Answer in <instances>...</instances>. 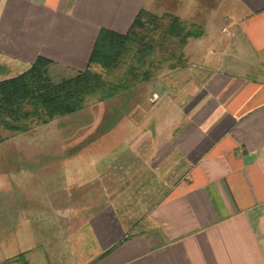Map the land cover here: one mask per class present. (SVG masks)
Instances as JSON below:
<instances>
[{
	"label": "crops",
	"instance_id": "crops-1",
	"mask_svg": "<svg viewBox=\"0 0 264 264\" xmlns=\"http://www.w3.org/2000/svg\"><path fill=\"white\" fill-rule=\"evenodd\" d=\"M142 9L211 31L209 60L198 63L189 41L185 68L146 83L156 108L102 112L98 132L83 129L68 164L82 165V177L49 197L68 255L58 241H18L16 257L24 264L52 255L58 264H264V0H0V80L40 56L52 81L70 77L86 68L102 29L123 34ZM123 118L141 129L130 146L135 159L120 168L102 157L118 147Z\"/></svg>",
	"mask_w": 264,
	"mask_h": 264
},
{
	"label": "rangeland",
	"instance_id": "rangeland-1",
	"mask_svg": "<svg viewBox=\"0 0 264 264\" xmlns=\"http://www.w3.org/2000/svg\"><path fill=\"white\" fill-rule=\"evenodd\" d=\"M218 12L219 18L220 11ZM184 21L188 24L195 23L191 20ZM218 24L216 23L215 27ZM212 35L213 33L208 31L200 38L195 39L198 63L208 59L205 49L210 46ZM188 49L189 47L185 51L190 53ZM93 69L101 70L98 65H94ZM49 77L51 79V76ZM143 84L108 100L90 102L82 110L72 115L55 119L47 124H33L30 130L24 133H12L0 128V264H24L19 257H16L19 251L18 241H24L23 243L26 242L31 246H38L37 242L42 244L41 241L50 244L58 241L62 244L60 247L62 255L65 257L68 255V248L63 244L64 236L60 231V220L57 221V215L51 208L50 193L55 188L66 187L71 177H82V165L78 163L75 167L68 166V164L74 165L69 151L74 142L78 143L79 147L83 145V129L85 127H95L98 132L100 120L97 116L99 113L125 111L128 114L133 111L141 112L139 110L152 109L153 106L156 108L157 105H152L148 101L151 96L150 90L146 83ZM152 98L154 95L151 96ZM164 111V114L169 112L168 109ZM94 115L96 117L92 118ZM167 118H164L162 123ZM121 121L122 125L117 132L119 135L118 147L115 151L108 152L109 154L102 159L115 160L117 161L115 165L125 168L128 167L127 163L135 159V152L130 146L134 137L140 133L139 129L141 128L136 127L135 121L131 118H123ZM94 153L95 155L92 156L94 159L97 155L100 157L99 152ZM81 154L84 157L85 152L82 151ZM56 158L60 162L54 161ZM44 162H48L49 165L51 162H55V165L41 167ZM9 206L14 209L10 216L6 214ZM23 206L25 213L18 214V208H23ZM9 232H12L11 237ZM8 242L11 245L6 244ZM45 250L48 252L47 249ZM42 254L44 258L45 253ZM32 257L27 256L25 261L30 264L35 263ZM56 257L58 256H50L52 262L45 260V264H58L60 259L57 260Z\"/></svg>",
	"mask_w": 264,
	"mask_h": 264
},
{
	"label": "trees",
	"instance_id": "trees-1",
	"mask_svg": "<svg viewBox=\"0 0 264 264\" xmlns=\"http://www.w3.org/2000/svg\"><path fill=\"white\" fill-rule=\"evenodd\" d=\"M202 34L200 24L142 9L127 32L102 29L86 68L70 77L52 81L49 61L40 56L22 73L0 80V128L24 133L33 124L72 115L90 102L113 98L159 73L181 70L189 64L186 46ZM94 65L101 70H94Z\"/></svg>",
	"mask_w": 264,
	"mask_h": 264
},
{
	"label": "built area",
	"instance_id": "built-area-1",
	"mask_svg": "<svg viewBox=\"0 0 264 264\" xmlns=\"http://www.w3.org/2000/svg\"><path fill=\"white\" fill-rule=\"evenodd\" d=\"M223 30H225V28H224ZM156 98H157V95H156V94H154V98H152V99L154 100V99H156Z\"/></svg>",
	"mask_w": 264,
	"mask_h": 264
}]
</instances>
